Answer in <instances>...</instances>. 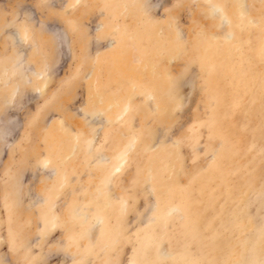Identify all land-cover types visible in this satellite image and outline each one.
Here are the masks:
<instances>
[{
    "label": "rangeland",
    "instance_id": "1",
    "mask_svg": "<svg viewBox=\"0 0 264 264\" xmlns=\"http://www.w3.org/2000/svg\"><path fill=\"white\" fill-rule=\"evenodd\" d=\"M124 1L0 0V264H264V0ZM94 81L129 108L104 114Z\"/></svg>",
    "mask_w": 264,
    "mask_h": 264
},
{
    "label": "bare ground",
    "instance_id": "2",
    "mask_svg": "<svg viewBox=\"0 0 264 264\" xmlns=\"http://www.w3.org/2000/svg\"><path fill=\"white\" fill-rule=\"evenodd\" d=\"M76 1H77V0H76ZM123 1H124V0H122V2H120V3L122 4ZM155 1H156V3L153 1L152 5H154V3H155V5L157 6V4H158L159 2H158L157 0H155ZM197 1H198V0H197ZM208 1H209V0H208ZM211 1H212V0H211ZM213 1H214V2H219V0H218V1H217V0H213ZM226 1H227V0H226ZM229 1H231V0H229ZM246 1H247V0H246ZM73 2H74V1H73ZM124 2H125V1H124ZM221 3H222V2H221ZM233 3H234V0H233ZM235 3H236L237 5H238V4H242V3H243V0H236ZM235 3H234V6H237V5H235ZM245 3H246V2H245ZM245 3H244V4H245ZM257 3H258V2H257ZM117 4H118V3H117ZM210 4H211V3H210ZM104 5H105V4H104ZM107 5H108V4H107ZM125 5H126V4H125ZM155 5H154V6H155ZM228 5H230V4H228ZM246 5H247V4H246ZM111 6H112V5H111ZM223 6H224V8H225L224 3H223ZM227 7H228V6H227ZM238 7H239V6H238ZM238 7H236V8H238ZM249 7H250V6H249ZM28 8H29V7H28ZM30 8H31V7H30ZM70 8H71V7H70ZM109 8H110V7H109ZM217 8L220 9V14H219V15H221L222 17H224V21H225V22H228L227 18L225 19L226 16H228V18H229L231 15H234V16H232V17H236V18H237L238 16L240 17V15H244V16H245V14H248L247 12H248V10H249V9H247L246 6H243V5H242V7H239V9H237L236 11H235V10L233 11L232 9H231V10L227 9V10H228V11H227L226 9H223V8L221 7V4H220V3H219V5L217 6ZM236 8H234V9H236ZM142 9H143V8H142ZM154 9H155V8H154ZM210 9H211V8H210ZM212 9H213V8H212ZM28 10H29V9H28ZM111 10H112V9H111ZM262 10H263V9H262ZM144 11H145V10H144ZM263 11H264V10H263ZM30 12H31V10H30ZM111 12H112V11H111ZM122 12H123V11H122ZM31 13H32V15H33V11H32ZM145 13H146V12H145ZM215 13H217V12H215ZM261 13H262V11H261ZM217 14H218V13H217ZM255 14H256V13H255ZM262 14H264V13H262ZM253 15H254V14H253ZM248 16H249V15H248ZM248 16H247V17H248ZM250 16H251V14H250ZM262 16H263V15H262ZM34 17H35V16H34ZM217 17H218V16H217ZM256 17H257V16H256ZM260 17H261V16H260ZM243 18L245 19V17H243ZM251 18H253V17H251ZM254 18H255V17H254ZM239 19H240V18H238V20H239ZM244 19H243V21L247 23L248 21H245ZM248 19H249V18H248ZM256 19H257V18H256ZM256 19H255V20L252 19V22H254V23H258V24H259L258 20H256ZM136 20H137V19H136ZM232 20H233V18H232ZM140 21H141V20H140ZM229 21H230L229 24H231V18H229ZM239 21L243 22L241 19H240ZM29 22H30V21H29ZM31 22H32V21H31ZM233 22H234V21H233ZM241 22H240V24H242ZM262 22H264V21L262 20ZM234 23H235V22H234ZM236 23H239V22L237 21ZM44 24H45V23H44ZM151 24H152V23H151ZM260 24H261V23H260ZM46 25H47V24H46ZM224 25H225V24H224ZM224 25H223V26H224ZM238 25H239V24H238ZM248 25H250V24H248ZM248 25H245V28H247ZM57 26H58V25H57ZM124 26H125V25H124ZM127 26H128V25H127ZM165 26H166V25H165ZM241 26H242V25H241ZM251 26H252V25H251ZM251 26H249V27L252 28ZM261 26H263V24H262ZM48 27L51 29V31H53V33H55V35H57L58 38H60L59 41H58L59 44H60V45H59V48H61L62 46H64V48H63V47H62V48L65 49V50L67 51L68 48H65V47H66L67 44H69V43H67L68 41L66 42V37H65V36L62 37L63 32L60 31L59 29H57V27H56L54 24L48 25ZM59 27H60V26H59ZM229 27H230V26H229ZM229 27H228V28H229ZM233 27L235 28L236 26L233 25ZM27 28H29V27H27ZM30 28H31V27H30ZM127 28H128V27H127ZM236 28H237V27H236ZM241 28H242V27H241ZM241 28H240V26H239V29H241ZM245 28H244V29H245ZM250 28H249V29H250ZM261 28H262V27H261ZM24 29H26V28H24ZM128 29H129V28H128ZM163 29H164V28H163ZM244 29H241V30H244ZM254 29H256V28H254ZM257 29H259V27H257ZM257 29H256V31H257ZM141 30H142V29H141ZM241 30H240V31H241ZM246 30H247V29H246ZM259 30H260V29H259ZM21 31H22V30H21ZM122 31H123L124 33L122 34L123 37L121 36V37L119 38L120 41H122V39H124V37H126V35L128 34L126 28H125V31H124V30H121V32H122ZM159 31H160V29H159ZM197 31H200V30H197ZM237 31H238V30H237ZM237 31H236V32H237ZM244 31H245V30H244ZM261 31H264V26H263V30L261 29ZM25 32H26V31H25ZM140 32H141V31H140ZM140 32H139V33H140ZM257 32H258V31H257ZM259 32H260V31H259ZM129 33H130V31H129ZM200 33H201V31H200ZM225 33H226V31H225ZM237 33H238V32H237ZM241 33H242V32H241ZM11 34H12V32H11ZM19 34H21V33H19ZM132 34H133V33H132ZM201 34L205 35L204 33H201ZM223 34H224V33H223ZM260 34H261V33H260ZM263 34H264V33H263ZM22 35H23V34H22ZM60 35H61V36H60ZM130 35H131V33H130ZM211 35H212V34H211ZM211 35H209V36H211ZM226 35H227V33H226ZM244 35L246 36L245 33H244ZM244 35H243V36H244ZM16 36L18 37V35H16ZM20 36H21V35H20ZM24 36H25V35H24ZM134 36H135V35H133V38H134ZM140 36H141V35H140ZM160 36H161V35H160ZM163 36H166V35H163ZM176 36H177V35H176ZM216 36H217L216 34L213 35V37H216ZM235 36H236V35H235ZM245 36H244V37H245ZM247 36H248V35H247ZM17 37L14 39L15 41L17 40ZM28 37H29V36H28ZM64 37H65V38H64ZM137 37H138V36H137ZM180 37H181V36H180ZM204 37H205V36H204ZM233 37H234V32H233L231 29L228 30V35H227L226 38H227V39H230V41H231V38L233 39ZM238 37H241V36H238ZM238 37L236 36V38H238ZM250 37H251V36H250ZM18 38H19V37H18ZM61 38H62V39H61ZM195 38H196V37H195ZM199 38H200V37H199ZM199 38H198V39H199ZM27 39H28V38H27ZM27 39L25 38V41H26ZM138 39H139V38H138ZM164 39H165V38H164ZM166 39H167V38H166ZM204 39H205V38H204ZM204 39H203V40H204ZM207 39H208V38H207ZM207 39H206V40H207ZM239 39H240V38H239ZM248 39H249V38H248ZM261 39H262V38H261ZM67 40H68V39H67ZM140 40H141V39H140ZM173 40H174V39H173ZM213 40H214V39H213ZM216 40H217V38H216ZM219 40H220V39H219ZM223 40H224V39H223ZM243 40H244V39H243ZM245 40H247V39H245ZM245 40H244V41H245ZM263 40H264V39H263ZM27 41H28V40H27ZM115 41H116V40H115ZM125 41H126V40H125ZM125 41L123 40V42H125ZM159 41H160V40H159ZM163 41H165V40H163ZM23 42H24V39H23ZM179 42H180V41H179ZM200 42H201V41H200ZM200 42L198 41V43H200ZM210 42H211V40H210ZM217 42H218V41H217ZM245 42H246V41H245ZM260 42H261V41H260ZM15 43H18V44L20 45L21 42H20V43H19V42H15ZM25 43H26V42H25ZM25 43H24V44H25ZM27 43H28V42H27ZM163 43H164V42H163ZM183 43H184V42H183ZM221 43H223V42H221ZM261 43H262V42H261ZM263 43H264V42H263ZM263 43H262V44H263ZM31 44H32V43H31ZM31 44H30V45H31ZM65 44H66V46H65ZM173 44H174V43H173ZM215 44H216V43H215ZM224 44H225V43H224ZM224 44H222V45H224ZM228 44L232 45V42L227 43V47L229 46ZM235 44H236V43H235ZM242 44H244V43H242ZM245 44H246V43H245ZM21 45H23V44H21ZM21 45H20V47H17V48H19V50H17L18 52H20L21 49H24L23 47L21 48ZM34 45H35V44H34ZM34 45H33V46H34ZM170 45H172V44H170ZM174 45H176V44H174ZM259 45H261V44H259ZM15 46H16V45H15ZM17 46H18V45H17ZM26 46H27V45H26ZM26 46H24V47H26ZM113 46H114V44H113ZM155 46H156V45H155ZM204 46H205V45H204ZM206 46H207V45H206ZM219 46L221 47V45H219ZM235 46H237V45H235ZM247 46H248V45H247ZM250 46H251V45H250ZM29 47H30V46H29ZM31 47H32V46H31ZM31 47H30V48H31ZM34 47H35V46H34ZM120 47H121V48H119V52L114 53L113 58H112V59H113V62H112V69H111V70H112V73H114V74L117 73V72H119V71H121V68H122V65H123V61H122V60L124 59V57H123V54H122V52H121V51H123L122 49H123V47H124V46H123V43H121V46H120ZM162 47H163V46H162ZM215 47H217V46H215ZM220 47H219V48H220ZM229 47H231V46H229ZM229 47H228V48H229ZM239 47H240V45H239ZM239 47H238V49H240ZM241 47H243V46H241ZM244 47H245V46H244ZM62 48H61V49H62ZM158 48H159V46H158ZM171 48H173V47L171 46V47H170V50H171ZM174 48H176V47L174 46ZM179 48H180V47H179ZM203 48H204V47H203ZM217 48H218V47H217ZM219 48H218V49H219ZM231 48L234 49V43H233V46H232ZM245 48H246V47H245ZM247 48H248V47H247ZM249 48H250V47H249ZM252 48H253V47H252ZM258 48H259V47H258ZM26 49H29V48L27 47ZM61 49H60V50H61ZM63 49H62L61 51H65V50H63ZM114 49H116V48H114ZM114 49H113V50H114ZM133 49H134V48H133ZM152 49H153V48H152ZM161 49H162V48H161ZM161 49H160V51H162ZM163 49H164V48H163ZM177 49H178V48H177ZM218 49H217V50H218ZM224 49L227 50V48H225V47H224ZM235 49H236V48H235ZM241 49H242V48H241ZM243 49H244V48H243ZM261 49H262V48H261ZM263 49H264V47H263ZM116 50H117V49H116ZM154 50H155V49H154ZM156 50H157V49H156ZM156 50H155V51H156ZM178 50H179V49H178ZM256 50H257V49H256ZM21 51H23V50H21ZM29 51H30V50H29ZM66 51H65V52H66ZM167 51H168V49H167ZM167 51H166V52H167ZM208 51H210V50L208 49ZM219 51H220V49H219ZM229 51H232V50H229ZM229 51H227V53H230ZM234 51H235V50H234ZM142 52H143V51H142ZM150 52H151V51L149 50V53H150ZM168 52H169V51H168ZM201 52H202V51H201ZM214 52H215V51H214ZM214 52H212V53L215 54ZM232 52H233V51H232ZM244 52H246V51H244ZM244 52H243V53H244ZM257 52H258V51H257ZM261 52H262V51H261ZM24 53H25V52H24ZM27 53H28V52H27ZM107 53H108V52H107ZM107 53H106V55H107ZM152 53H153V52H151V54H152ZM156 53H157V52H156ZM158 53H159V52H158ZM171 53H172V52H171ZM171 53H170V54H171ZM218 53H219V52H217V55H218ZM222 53H223V52H222ZM227 53H226V54H223L224 57H225V55L227 56ZM249 53H250V52H249ZM30 54H31V53H30ZM30 54H29V56H30ZM209 54H210V53H209ZM219 54H220V53H219ZM230 54H231V53H230ZM235 54H236V53H235ZM244 54H247V52L244 53ZM259 54H260V53H259ZM263 54H264V53H263ZM158 55H159V54H158ZM168 55H169V54H168ZM197 55H198V53H197ZM201 55H202V54H201ZM210 55L212 56V54H210ZM210 55H205V56H206V58H207V57L210 56ZM223 55H222V56H223ZM19 56H20V55H19ZM103 56H104V55H103ZM136 56H137V59H136V60H139L138 62H140L141 59H142V60H145V61L147 60L146 58L143 57L142 53H141V55H136ZM151 56H153V55H151ZM151 56H150V57H151ZM205 56H204V57H205ZM262 56H263V55H262ZM262 56H261V57H262ZM24 57H26V56H24ZM104 57H105V56H104ZM104 57H102V58L104 59ZM133 57H134V56H133ZM133 57H132V58H133ZM153 57H155V56H153ZM200 57H201V56H200ZM224 57H223V59H224ZM230 57H233V56H230ZM240 57L242 58V56H240ZM243 57H244V56H243ZM245 57H246V56H245ZM22 58H23V56H22ZM125 58H126V56H125ZM148 58H149V56H148ZM206 58H205V59H206ZM212 58H213V57H212ZM226 58H227V57H226ZM235 58H237V57H235ZM247 58H248V57H247ZM250 58H251V57H250ZM250 58H249V59H250ZM256 58H257V57H256ZM23 59H24V58H23ZM103 59H102V60H103ZM233 59H234V57H233ZM238 59H240V58H238ZM105 60H106V59H105ZM105 60H104V61H105ZM125 60H126V59H125ZM207 60H208V59H207ZM207 60H206V61H207ZM213 60H214V59H213ZM220 60H221V59H220ZM245 60H246V59H245ZM256 60H257V59H256ZM25 61H26V60H25ZM25 61H24V62H25ZM100 61H101V60H99V62H100ZM197 61H198V60H197ZM206 61H203V62L199 61V66H200V67H203V69H207V68L209 69V64H207ZM215 61H216V60H215ZM222 61H223V63L225 62L224 60H222ZM232 62H233V61H232ZM28 63H29V62H28ZM29 64H30V63H29ZM97 64H98V63H97ZM148 64H149V63H148ZM153 64H154V63H153ZM224 64H225V63H224ZM30 65H31V64H30ZM134 65H138V64L136 63V64H134ZM217 65H218V64H217ZM17 66H18V65H17ZM20 66H21V65H20ZM20 66H19V67H20ZM25 66H26V64H25ZM27 66H28V64H27ZM102 66H103V65H102ZM142 66H143V65H142ZM142 66H141V67H142ZM144 66H145V65H144ZM149 66H150V65H149ZM96 67H97V66H96ZM133 67H134V66H133ZM133 67H132V70H133ZM135 67H137V66H135ZM150 67H151V69L154 68L153 66H150ZM200 67H199V68H200ZM222 67L224 68V65L221 64V66H220L221 69H220V70L223 69ZM22 68H23V67H22ZM32 68H33V67H32ZM44 68H45V67H44ZM23 69H24V68H23ZM46 69H47V68H46ZM218 69H219V68H218ZM218 69H217V70H218ZM27 70H28V69H24V73H25V71H27ZM29 70H31V69H29ZM29 70H28V71H29ZM32 70H33V69H32ZM32 70H31V71H32ZM97 70H98V69H96V71H97ZM132 70H131V71H132ZM244 70H245V69H244ZM252 70H254L253 67H252ZM14 71H15V70H14ZM28 71H27V72H28ZM151 71H152V70H151ZM207 71H208V70H207ZM222 71H223V70H222ZM236 71H238V70H236ZM236 71H235V72H236ZM249 71H250V70H249ZM35 72H36V71H35ZM35 72H34V73H35ZM44 72H45V71H44ZM49 72H51V71H49ZM238 72H239V71H238ZM240 72H241V71H240ZM246 72H247V71H246ZM257 72H258V71H257ZM37 73H38V72H37ZM47 73H48V72H47ZM89 73H90V72H89ZM98 73H99V72H98ZM131 73H132V72H131ZM141 73H142V72H141ZM141 73H140V74H141ZM164 73H165V71H164V72L160 71V74H159V73H157V74H159V75L161 76V74H164ZM236 73H237V72H236ZM243 73H245V72H243ZM254 73H255V72H254ZM254 73H253V74H254ZM11 74H12V73H11ZM30 74H31V73H30ZM43 74H44V73H43ZM43 74H42V75H43ZM140 74H139V75H140ZM222 74H223V73H222ZM50 75H51V74H50ZM131 75H132V74H131ZM219 75H220V74H219ZM225 75H226V74H225ZM260 75H261V74H260ZM263 75H264V74H263ZM99 76H100V75H99ZM99 76H97V77L99 78ZM157 76H158V75H157ZM157 76H156V77H157ZM229 76H230V75H229ZM236 76H237V75H236ZM253 76H254V75H253ZM253 76H251V77H253ZM39 77H40V76H39ZM88 77H89V76H88ZM132 77H133V76H132ZM136 77H137V76H136ZM150 77H151V76H150ZM209 77H210V76H209ZM226 77H227V76H226ZM247 77H248V79H249L250 76L247 75ZM254 77H255V76H254ZM42 78L44 79V75H43ZM46 78H47V77H46ZM91 78H93V77H91ZM94 78H95V76H94ZM261 78H262V77H261ZM47 79H48V78H47ZM141 79H142V78H141ZM217 79H218V77H217ZM229 79H231V78H229ZM234 79L236 80V77H235ZM234 79H233V80H234ZM240 79H241V78H240ZM243 79H245V77H244ZM92 80H93V79H92ZM92 80H90V82H93ZM131 80H132V79L130 78V81H131ZM162 80H163V79H162ZM208 80H209V79H208ZM41 81L43 82V80H41ZM144 81H145V80H144ZM241 81H242V80L235 81L236 84H237L238 89L241 88V85H242V84H241ZM245 81H247V80L245 79ZM97 82H98V80H97ZM97 82L94 81V84L92 85V86H93V91H92V92H94L96 95H98V97L100 98V101H101L102 103H104V104H103V105L105 106V108H104V114H106V115H108V116L111 115L112 118L114 119V115H115V114H118V116H119V114L121 113V111L123 110V108H124V109H127L126 107L129 106V103L127 102V99H125V98H127V97H126V96L123 97L122 95H121V96H118L119 94L114 93L115 90L112 91V92H110L109 94H105V93L103 92V91H105L104 87H103L104 90L102 91V89H101V87H100L101 84L99 85V84H97ZM149 82H150V81H149ZM231 82H232V80H231ZM247 82H248V81H247ZM42 84H43V83H42ZM136 84H138L139 86L137 87ZM146 84H147V87H151L149 83H146V81H145V82H143L142 80H141V81H138L137 78H136V79H133V80L131 81V86H129L128 89H129V90H132V89L135 90V89L139 88L140 90H143V89L147 88V87H146ZM212 84H213V83H212ZM212 84H211V85H212ZM44 85H45V83H44ZM213 85H214V84H213ZM42 86H43V85H42ZM42 86H39V88L42 87ZM135 86H136L137 88H136ZM208 86H209V83H208ZM248 86H249V85H248ZM44 87H45V86H44ZM44 87H43V88H44ZM105 87H107V86H105ZM210 87H212V86H210ZM35 88H36V86H35ZM14 89H15V88H14ZM41 89H42V88H41ZM150 89H151V88H150ZM155 89H156V88H154V90H155ZM160 89H162V88H160ZM213 89H214V86H213ZM242 89H243V88H242ZM16 90H17V89H16ZM33 90H34V89H33ZM36 90H37V88H36ZM39 90H40V89H39ZM125 90H126V89H125ZM140 90H139V91H140ZM162 90H163V89H162ZM165 90H166V89H165ZM214 90H215V89H214ZM122 91H123V90H122ZM145 91H146V89H145ZM150 91H151V90H150ZM207 91H208V90H207ZM32 92H33V91H32ZM36 92H37V91H36ZM115 92H117V90H116ZM126 92H127V91H126ZM126 92H123V94L126 93ZM143 92H144V91H143ZM153 92H154V91H153ZM153 92H152V93H153ZM156 92H157V91H156ZM225 92H226V91H225ZM241 92H242V91L237 90V93H241ZM117 93H118V92H117ZM126 94H127V93H126ZM128 94H129V93H128ZM143 94H145V96H146V92L143 93ZM150 94H151V92H150ZM11 95H12V94H11ZM26 95L28 96V94H26ZM26 95H23V96H26ZM30 95H32V93H30L29 96H30ZM132 95H133V94H132ZM140 95H141V94H140ZM151 95H152V94H151ZM237 96H238V95H237ZM12 97H13V96H12ZM93 97H94V96H93ZM129 97H130V96H129ZM158 97H159V95H158ZM158 97H157V98H158ZM132 98H133V97H132ZM132 98H131V99H132ZM149 98H150V96H149ZM151 98L153 99L152 96H151ZM25 99L28 100V98H25ZM217 99H218V98H217ZM22 100H24V99H22ZM153 100H154V99H153ZM157 100L159 101V99H156V101H157ZM158 101H157V102H158ZM223 101H224V99H223ZM21 102H22V101H21ZM151 102H152V101H151ZM18 103H19V102H18ZM130 103H131V102H130ZM158 103H159V102H158ZM160 103H161V102H160ZM153 104H154V103H153ZM20 105H21V104H20ZM156 105H157V103H156ZM158 105H159V104H158ZM225 105H226V104H225ZM21 106H22V105H21ZM222 107H223V106H222ZM128 108H129V107H128ZM156 110H157V109H156ZM98 112H100V111H98ZM101 112H102V111H101ZM127 112H128V111H127ZM87 114H88V113H87ZM93 114H94V113H93ZM101 114H102V113H101ZM122 114H123V113H122ZM122 114H120V115H122ZM94 116H96V115H94ZM96 117H97V116H96ZM92 118L94 119V117H92ZM92 118H91V120H92ZM8 119H9V121L6 122V126H5L6 129L4 130V132L1 133V136L3 137V139H5V138H7V137H12V135L15 133L16 129H18V122H17L18 120H16V118L14 117V115H13V116H10V118H8ZM8 119H7V120H8ZM97 119H98V117H97ZM103 119H104V117H103ZM107 119H108V118H107ZM1 120H2V119H1ZM1 120H0V122H1ZM91 120H90V121H91ZM111 120H112V119H111ZM5 121H6V120H5ZM93 121H94V123H95V120H93ZM57 122H58V121H57ZM91 122H92V121H91ZM96 122H97V121H96ZM104 122H105V121H104ZM120 122H121V121H120ZM1 123H2V122H1ZM4 124H5V123L3 122V125H4ZM101 124H102V123H101ZM217 124H218V123H217ZM217 126H218V125H217ZM2 127H3V126H2ZM1 129H2V128H1ZM98 129H100V128H98ZM93 130H94V129H93ZM97 131H98V130H97ZM223 131H224V130H223ZM0 132H1V131H0ZM74 133H75V132H74ZM93 133H95V132H93ZM97 133H98V132H97ZM221 134H222V133H221ZM132 135H133V134H132ZM216 135H217V133H216ZM95 137H96V136H95ZM78 138H79V136L77 135V136H76V140H77ZM92 139H93V138H92ZM95 139H96V138H95ZM7 140H8V139H7ZM7 140H6V142H7ZM4 141H5V140H4ZM79 141H80V140H79ZM10 142H11V141H10ZM10 142L8 141V143H10ZM89 142H90V141H89ZM89 142H88V143H89ZM75 143H76V141H75ZM75 143H73V144L75 145ZM83 143L85 144L84 140H83ZM90 143L92 144V142H90ZM93 143H94V142H93ZM129 144H130V143H129ZM130 146H131V148H132L133 145L130 144ZM71 148H72V147H71ZM91 148H92V147H91ZM126 148H127V147H126ZM128 149H130V148L128 147ZM231 149H232V148H231ZM231 149H230V150H231ZM48 150H49V149H48ZM72 150H73V148H72ZM73 151H74V150H73ZM120 151H122V150H120ZM125 151H126V149L124 150V152H125ZM51 152H52V151H51ZM51 152H50V153H51ZM122 152H123V151H122ZM122 152H121V153H122ZM128 152H130V150H128ZM227 152H228V151H227ZM231 152H232V151H231ZM115 153H117V152H115ZM158 153H159V152H158ZM229 153H230V152H229ZM249 153H250V152H249ZM46 154H48V153H46ZM127 154H129V153H127ZM159 154H160V153H159ZM220 154H221V153H220ZM51 155H52V154H51ZM125 155H126V154H125ZM46 156H47V155H46ZM113 156L115 157V155H112V157H113ZM117 156H118V157H117V158H114V160H113V158H111V160H112L113 162H112V164L110 165V166H111V169H109V170L111 171L112 174L115 173L117 169H120L119 166H120V164H121L122 162H124V164H125V160H126V159H123V158H122L123 153H122V154H118ZM222 156H223V157H222ZM96 157L101 158L102 156H101V157H100V156H96ZM127 157H129V156L127 155ZM219 157H220V156H219ZM221 157H222L224 160H227L228 155H227V153L223 152V155H221ZM50 158H51V157H50ZM102 158H103V160H104V157H102ZM105 158H107V157H105ZM229 158H230V155H229ZM229 158H228V159H229ZM239 158H240V156H239ZM48 159H49V157H48V158H47V157L43 158V160H44L45 162H46ZM108 159H109V158H108ZM122 159H123V161H122ZM106 161H108V160L106 159ZM220 161H221V160H220ZM41 162H42V161H41ZM50 162H51V161H50ZM42 163H43V162H42ZM100 163H101V162H100ZM100 163H99V164H100ZM219 163H221V162H219ZM222 163H224V162H222ZM222 163H221V164H222ZM47 164H49V161H48ZM102 165H103V164H102ZM121 165L123 166V164H121ZM40 166H41V165H40ZM110 166H107V167H110ZM219 166H220V165H219ZM225 166H226V165H225ZM103 167H104V166H103ZM43 168H44V167H43ZM219 168H220V167H219ZM47 169H49V168H47ZM53 171H54V170H53ZM211 171H212V170H211ZM57 173H58V172H57ZM63 173H64V172H63ZM116 173H117V172H116ZM116 173H115V174H116ZM61 175H62V172H61ZM208 176H209V175H208ZM108 177H110V175H109ZM110 178H113V177L111 176ZM105 179H106V178H105ZM108 179H109V178H108ZM109 180H110V179H109ZM105 181L108 182V180H105ZM62 182H63V181H62ZM104 184H105V183H104ZM61 188H62V187H61ZM101 192H102V191H101ZM166 196H167V195H166ZM177 197H178V196H177ZM121 199H122V198H121ZM118 200H119V199H118ZM179 201H180V200H179ZM103 203H104V202H103ZM173 205H175V204H173ZM179 205H180V204H179ZM169 206H170V204H169ZM181 207H182V206H181ZM181 207H180V209H181ZM163 208H164V207H163ZM172 209H173V208H172ZM174 209H176V208L174 207ZM174 209H173V210H174ZM180 209H179V210H180ZM182 209H183V208H182ZM182 209H181V210H182ZM171 212H172V211H171ZM173 214H174V213H173ZM99 215L102 216L103 214L100 213ZM96 216H97V215H96ZM96 216H95V217H96ZM101 216L98 218V220L95 219V220H96V223H95V221H94L95 224H97L98 222H99V223H100V222H103ZM104 217H105V216H104ZM104 217H103V218H104ZM148 218H149V217H148ZM152 219H153V217L150 218L151 221H152ZM103 220H104V219H103ZM163 220H164V219H163ZM148 221H149V220H148ZM160 221H162V220H160ZM103 223H104V222H103ZM162 223H163V222H162ZM91 224H92V223H91ZM144 224H145V223H144ZM93 225H94V224H93ZM162 226H163V224H162ZM91 227H92V226H91ZM145 229H147V228H145ZM148 229H149V228H148ZM148 229H147V230H148ZM157 229H158V228H157ZM143 230H144V229H143ZM152 230H153V229H152ZM161 231H162V230H161ZM149 234H151V233H149ZM144 235H145V234H144ZM147 236H149V235H147ZM143 239H144V238H143ZM146 239H148V238L146 237ZM155 246H156V245H155ZM160 246H161V245H160ZM155 249H156V248H155ZM157 251H158V250H157ZM157 251H156V253H157ZM137 253H138V252H137ZM236 253H237V252H236ZM157 254H158V253H157ZM157 254H156V255H157ZM137 255H138V254H137ZM160 255L162 256V253H161ZM165 255H166V254H165ZM135 256H136V255H135ZM235 256H236V255H235ZM138 257H139V256H138ZM236 257H237V256H236ZM159 258H160V257H159ZM134 259H136V257H135ZM134 259H133V260H134ZM136 261H137V260H136ZM162 261H163V260H162ZM139 263H140V262H139ZM132 264H136V263H132Z\"/></svg>",
    "mask_w": 264,
    "mask_h": 264
}]
</instances>
